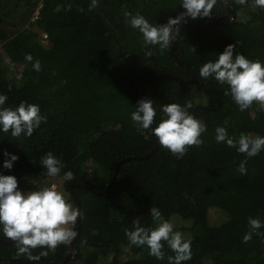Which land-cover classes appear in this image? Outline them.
Wrapping results in <instances>:
<instances>
[{"label":"trees","instance_id":"trees-1","mask_svg":"<svg viewBox=\"0 0 264 264\" xmlns=\"http://www.w3.org/2000/svg\"><path fill=\"white\" fill-rule=\"evenodd\" d=\"M91 2L0 0V94L7 96L3 107L16 108L25 101L38 105L47 118L31 137L13 138L11 131L0 128V174L15 176L18 190L25 192L29 178L59 179L68 171L73 173L74 179L64 182L66 186L74 183L80 199L81 230L75 239L77 255L65 264H168L167 257L174 253L166 243L165 258L158 260L147 246L131 245L125 235V229L134 230L136 218L141 226L155 227L151 207L173 223L174 231L191 237L192 258L182 264H264V226L258 230L260 235L254 232L245 243L250 245L246 252L226 242L233 235L244 243L243 236L251 231L249 217L259 218L264 225V150L247 158L215 140L217 126L226 127L235 140L241 133L264 137V110L254 103L241 112L225 95L230 91L227 84L199 75L200 67L218 59L229 44L264 65V8L253 6L254 0L246 5L228 0L236 13L233 21L203 31H193L181 22L175 39L185 61L180 64L172 45L163 54L158 45H149L154 55L145 57L143 34L125 23L124 12L139 13L158 26L167 15L185 11L182 0H98V6L89 11ZM225 14L232 15L226 3L218 0L211 18H188L187 22L202 25ZM26 54L32 55V62L25 59ZM36 60L41 62L39 72L33 69ZM186 64L194 71L195 82L166 79L167 86L174 90L175 103L193 104L190 114L203 121L207 131L201 136L203 145L189 148L178 159L158 144L151 128L137 132L131 114L141 99H152L156 111L152 128L156 127L161 108L167 105V86L159 87L163 78L148 79L143 98L141 82L161 72L190 79ZM90 121L93 126L86 127ZM154 147L151 155L137 157L148 155ZM5 152L19 157L11 170L3 168ZM48 152L65 165L55 178L46 176L41 165L40 157ZM245 159L247 172L242 175L238 168ZM117 166L116 192L107 196ZM70 201L77 207L72 195ZM211 209L219 210L225 220L216 225L198 222ZM178 220L191 223L179 226ZM77 226L73 230L78 231ZM216 237L220 241L214 244ZM2 239L6 238L0 225V264H63L69 247L36 249L33 255L49 253L36 262L26 254L13 259L14 242Z\"/></svg>","mask_w":264,"mask_h":264},{"label":"clouds","instance_id":"clouds-1","mask_svg":"<svg viewBox=\"0 0 264 264\" xmlns=\"http://www.w3.org/2000/svg\"><path fill=\"white\" fill-rule=\"evenodd\" d=\"M217 2L218 0H182L181 6L185 11L176 18H169L166 24L158 26L150 24L139 13L132 15L125 11V23L143 34L145 57H151L154 53L148 50L149 45H158L160 53L163 54L179 35L181 22H187L188 18L193 20L211 18ZM223 2L227 3L228 0ZM235 3L246 5L248 0H235ZM97 6L98 0H92L88 10L92 11ZM253 6L264 8V0H254ZM67 9L71 10L70 4L67 5ZM235 48V44H229L218 54V59L207 61L200 67L199 75L203 79L214 77L220 84H227L230 91L225 92V95L231 96L241 112L249 109L254 103L264 110V65L259 60L247 59L243 54L236 52ZM193 51H196L194 47ZM25 59L28 62L33 61L31 54H26ZM5 63L15 67L10 61L6 60ZM33 69L41 71L39 60L35 61ZM6 100L7 96L0 94V128L5 133L11 131L13 138H18L22 134L31 137L42 122H47V118L40 114L38 105L21 101L16 108L3 107ZM192 107L191 102H187L185 106L177 103L163 105L161 119L158 125L152 128L156 117L153 100L141 99L131 114V120L137 132L141 134L151 128V133L158 144L180 159L186 155L189 148L203 145L201 136L207 131L206 124L190 114L189 109ZM215 140L217 143H226L228 147L235 148L247 158L255 157L264 150V137L241 133L239 139L235 140L229 137L224 126L216 127ZM4 155L7 159L3 163V168L11 170L19 157L7 152ZM40 161L46 170L45 175L52 178L59 176L65 167L52 152L41 156ZM246 164L247 159L239 165L238 171L242 175L247 172ZM62 179L72 181L74 175L68 171ZM150 216L155 227L141 226V219L136 218L133 220L134 230L125 229L130 244L138 247L147 246L151 256L163 260L166 243L174 253L173 256L167 257L168 264H182L191 260V237L185 238L182 232L174 231L173 223L165 219L158 208L151 207ZM81 217L80 209L67 202L56 184L23 192L18 190V180L15 176L0 174V225L3 226L4 237L13 241L17 249L13 259L26 254L30 261L39 262L49 253L40 251L38 255H33L34 250L55 251L61 245H70L78 236V232L73 228ZM248 225L251 231L243 236L244 243L252 239L254 232L260 235L258 230L264 226L259 218L253 217L248 218Z\"/></svg>","mask_w":264,"mask_h":264},{"label":"water","instance_id":"water-1","mask_svg":"<svg viewBox=\"0 0 264 264\" xmlns=\"http://www.w3.org/2000/svg\"><path fill=\"white\" fill-rule=\"evenodd\" d=\"M226 6H227V9L229 11H231V13H232L231 16L225 14V15H222V16L214 19V20H209V21L205 22L204 24L197 25V26H191L188 22H183V23H185L188 26H190V28L193 31H203V30H206V29H209V28H212V27L221 25L223 23H226V22H229V21H233L235 19L236 13L230 7V5L228 4V2L226 3ZM177 16L178 15H175V14L167 15L166 16V19L164 21V24L167 23V21H168L169 18H176ZM171 45H172L171 46V51H172V54H173L174 58L176 59L177 63L185 64V61L181 57V55H180V53H179V51H178V49L176 47L175 40H174V42ZM186 66H187L188 69H190L189 65L186 64ZM190 72H191V78L190 79H184V78L180 77L179 75L172 74L170 72H161V73H158V74H151V75L147 76L141 82V85H142V88H141L142 97L145 98V95H144V85H145V83H146V81L148 79H153V78L179 79L182 82L193 83L196 80L195 79V75H194V71L192 69H190ZM154 150H155V147L151 150V152L148 155H140V156H137V157L144 158L146 156H149V155H151L154 152ZM126 159H128V158H126ZM117 171H118V166L116 167V171H115V174H114L112 190H111V192L107 196H114L115 195V192H116V183H115V180H116ZM83 186L88 187V188H91L92 190H94L88 183L83 184ZM67 189L71 192V194H72V196L74 198V201H75L77 207L79 209H81V202H80V199H79L78 195L76 194V192L74 190V183L73 182H68L67 183ZM77 223H78V226H77L78 231L77 232H78V236H79L80 230H81V218H78ZM2 241L3 242H13V241H10V240H7V239H2ZM71 249H74L75 250V240L69 245L68 251H67V256H66V259H65V261H64L63 264H65L73 256V254L71 253ZM76 255H77V251L75 250L74 256H76Z\"/></svg>","mask_w":264,"mask_h":264},{"label":"rangeland","instance_id":"rangeland-1","mask_svg":"<svg viewBox=\"0 0 264 264\" xmlns=\"http://www.w3.org/2000/svg\"><path fill=\"white\" fill-rule=\"evenodd\" d=\"M35 13H37V12H35ZM0 50H1V43H0ZM158 85L161 88V90H163L165 88V86L170 85V82L168 80H166V79H161V80L158 81ZM165 91H166V95H165L166 104H171L173 102L175 103L176 100H175L174 90L170 86H167L165 88ZM91 126H93V123L91 121L86 123V127H91ZM52 183H55L57 185V189L59 191L63 192L67 202L71 203L74 206V203L70 201V196L72 194L67 189V186L65 185V182H64V180L62 178H59V179H46V180L39 179V178H31V179L29 178V180L27 182V187H26V191L25 192L34 191V190L43 188L45 186H51ZM197 220L200 223H204V222L210 221L211 224L216 225V224H219V223L223 222L225 220V217L219 210L211 209L207 216L206 215H201ZM190 223H191V221L178 220L177 225H179V226H182V225L188 226V225H190ZM180 232L185 234L184 231H180ZM228 236H230V238H227L226 242L228 244H230L231 248L239 249V250H241L243 252H246V251L250 250V245H247L245 243H240L236 238H233V235H228ZM219 241H220V238L216 237L214 239V244L218 243ZM71 253L74 256L75 250L71 249Z\"/></svg>","mask_w":264,"mask_h":264},{"label":"built area","instance_id":"built-area-1","mask_svg":"<svg viewBox=\"0 0 264 264\" xmlns=\"http://www.w3.org/2000/svg\"><path fill=\"white\" fill-rule=\"evenodd\" d=\"M44 36L46 37L47 35H46V34H44ZM52 184H53V183H52ZM52 184H51V185H52ZM54 184H55V183H54Z\"/></svg>","mask_w":264,"mask_h":264}]
</instances>
